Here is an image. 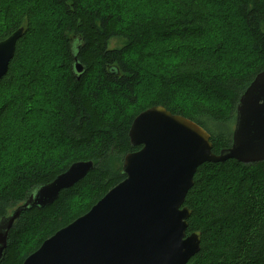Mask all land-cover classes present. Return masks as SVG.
<instances>
[{
    "label": "trees",
    "instance_id": "trees-1",
    "mask_svg": "<svg viewBox=\"0 0 264 264\" xmlns=\"http://www.w3.org/2000/svg\"><path fill=\"white\" fill-rule=\"evenodd\" d=\"M32 1L0 0V40L24 27L0 79V159L11 152L20 155L4 166L0 218L71 163L92 160L94 166L50 205L21 211L8 231L0 264H22L124 178L116 161L139 149L129 142L128 130L141 111L162 105L202 126L214 153L229 147L239 97L264 70V0H164L171 9L155 13L129 0H46L44 11L55 9L66 18L54 19L59 52L49 57L50 64L60 60L51 86L61 79L64 86L47 91L48 73L37 48V56L22 66L20 86L19 47L42 13ZM208 3L216 6V15ZM237 23L250 39L249 53L238 56L244 58L239 67L235 59H223L232 49L227 52L214 41L208 50L215 32L232 30ZM113 40L120 44L111 46ZM179 48L186 56H179ZM74 57L84 66L79 79ZM163 57L171 60L161 64ZM144 59H155L153 68H146ZM18 133L20 149L12 145ZM193 181L183 203L192 211L186 232L199 231L201 240L188 264H264V160L205 162ZM82 192L87 200L79 205Z\"/></svg>",
    "mask_w": 264,
    "mask_h": 264
},
{
    "label": "water",
    "instance_id": "water-1",
    "mask_svg": "<svg viewBox=\"0 0 264 264\" xmlns=\"http://www.w3.org/2000/svg\"><path fill=\"white\" fill-rule=\"evenodd\" d=\"M23 33L21 26L0 40V79ZM73 69L79 79L84 66L76 57ZM128 138L139 149L124 155V178L86 213L46 238L22 264H188L201 240L199 231L186 232L192 211L183 205L197 168L228 159L264 160V70L239 97L231 145L218 153L212 151L210 134L202 126L162 105L137 114ZM93 166L92 160L71 163L0 218V259L21 211L50 205Z\"/></svg>",
    "mask_w": 264,
    "mask_h": 264
},
{
    "label": "rangeland",
    "instance_id": "rangeland-1",
    "mask_svg": "<svg viewBox=\"0 0 264 264\" xmlns=\"http://www.w3.org/2000/svg\"><path fill=\"white\" fill-rule=\"evenodd\" d=\"M131 2H133L134 4H140V7L142 10H144V8L146 10L150 9V12H160L162 8H170L171 6L170 4H165L164 0H129ZM47 2L46 0H36L35 2H31L33 6H35L37 8V12L41 13L38 14L36 16V26L33 30V32L28 35L24 41L21 43L20 47H19V60L16 64V72L19 74L21 73V69L23 64L25 63H30L33 58H35V56H37L38 52L35 54V50L36 48L39 50H41V55L43 56V66L45 67V71L48 73V78L46 80L47 82H50V85L47 86V91L51 92L53 90H58L61 89L64 85H63V79H61L60 83L57 86H51V76L54 73V71L57 68L60 60L57 61V63L54 64H50L49 63V57H50V52H54V53H58L59 52V42L57 39V30H58V24L56 22H54L55 18H62V22L66 21V18L60 14L57 10L53 9L54 11L51 12V10H45L42 8L43 3ZM152 7H145V5H151ZM216 7V6H215ZM214 6L210 5L208 3V9L210 12H212L214 15L217 14V10ZM2 8L1 4H0V9ZM1 14V12H0ZM64 18V19H63ZM3 17L0 15V30L2 29L3 26ZM218 24V22H216ZM215 23V24H216ZM65 24V23H64ZM63 25V24H61ZM241 25L239 23H237V26L232 29V30H228L226 31V29L222 32V34H217L216 32L215 37L212 38L211 43L209 45L208 50H210V47L212 45V43L215 41L216 45L218 43L221 44L220 47L225 48V50L228 52L230 51L229 49H232L231 53H228L227 56L228 57H224L223 59L225 61H231L233 59H235V66L239 67L241 65V59L244 58H238V56L242 53V52H247L249 53L248 50V43H249V37H247L245 35V32L243 30L242 27H240ZM171 42V41H170ZM174 42V44H178L177 41H172ZM120 44V41L118 40H113V43L111 44V46H117ZM189 44H194V46H197L196 42L193 43H189ZM197 51V50H196ZM163 52V51H162ZM161 52V53H162ZM165 53V52H164ZM180 57H184L186 56L187 52L183 51L181 48H179L178 52ZM198 54H200L201 52L198 51ZM166 56V55H165ZM158 58V57H157ZM159 59V58H158ZM228 59V60H227ZM170 61L171 58H160V62L161 64L167 61ZM155 59H144L142 61V63L146 66V68L150 69L153 68V64L155 63ZM159 62V61H157ZM52 65V67H51ZM150 67V68H149ZM44 71V73H45ZM59 74H62V78H63V73L62 71H60ZM155 75V74H154ZM156 78V75H155ZM43 82L45 83V80H43ZM146 85L148 87H150L151 82L149 81V77H147L146 79ZM19 85L20 86H24V77L20 76V81H19ZM156 86L154 85L152 87V89H155ZM193 91V89H191V92ZM12 112L14 113V111L12 110ZM6 126H8L9 128L12 127L11 125H8L6 123ZM21 136L20 133L17 134L16 138H13L12 141V145L16 146L18 149H20L21 146V142L20 140H18V138ZM28 146V144L26 143V147ZM20 155L17 152H11V154H7L5 156L2 155L1 159H0V182L1 181V177L4 175V166L6 165V163L9 161L10 159V163L14 160L17 159ZM117 166H120V168L122 167V161L117 160L116 161ZM87 194L82 192L80 194V196L78 197V199H76V203H78L79 205L83 204L86 200H87Z\"/></svg>",
    "mask_w": 264,
    "mask_h": 264
}]
</instances>
